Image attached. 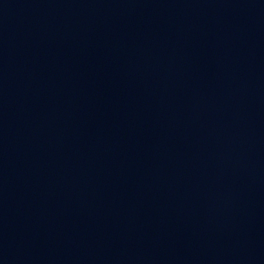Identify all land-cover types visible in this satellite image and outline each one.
Masks as SVG:
<instances>
[{
	"label": "water",
	"instance_id": "water-1",
	"mask_svg": "<svg viewBox=\"0 0 264 264\" xmlns=\"http://www.w3.org/2000/svg\"><path fill=\"white\" fill-rule=\"evenodd\" d=\"M0 264H264V120L0 215Z\"/></svg>",
	"mask_w": 264,
	"mask_h": 264
}]
</instances>
